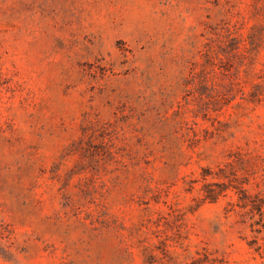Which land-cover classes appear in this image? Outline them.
<instances>
[{"label":"rangeland","instance_id":"374dc122","mask_svg":"<svg viewBox=\"0 0 264 264\" xmlns=\"http://www.w3.org/2000/svg\"><path fill=\"white\" fill-rule=\"evenodd\" d=\"M264 0H0V264H264Z\"/></svg>","mask_w":264,"mask_h":264},{"label":"trees","instance_id":"16d2710c","mask_svg":"<svg viewBox=\"0 0 264 264\" xmlns=\"http://www.w3.org/2000/svg\"><path fill=\"white\" fill-rule=\"evenodd\" d=\"M240 199L242 201V204H241L242 207H245V206L248 205L247 201H252L251 205L255 209L261 210L264 207L263 203L260 202V201H263V200H260L258 197L256 199V200H258V202L257 201H253V200H249L250 198L246 194H244L242 197H240Z\"/></svg>","mask_w":264,"mask_h":264}]
</instances>
